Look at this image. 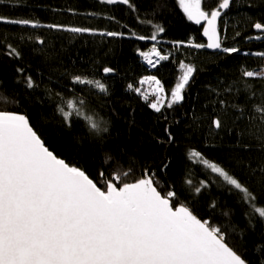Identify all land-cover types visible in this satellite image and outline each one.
Returning <instances> with one entry per match:
<instances>
[{"label":"trees","instance_id":"obj_1","mask_svg":"<svg viewBox=\"0 0 264 264\" xmlns=\"http://www.w3.org/2000/svg\"><path fill=\"white\" fill-rule=\"evenodd\" d=\"M131 5L101 0H0V16L41 25L0 22V94L6 98L0 101V110L27 116L52 151L83 169L99 186L104 183L101 172L108 179L129 172L126 182L143 178L146 172L154 175L162 194L176 192L177 205H186L198 218L221 228L226 242L247 264H264V219L254 213L244 193L189 159L193 150L202 153L247 187L257 207H264L260 171L264 149L254 138L261 134L260 113L254 109L264 104V78L243 75L245 70H264V57L255 55L264 52V38L255 37L264 35L253 27L256 22L264 24V0H234L224 15L222 47L241 50L234 54L192 47L206 42L178 0H131ZM216 5L217 0L202 3L204 10ZM50 24L93 32L46 27ZM158 27L164 31L158 32ZM106 32L123 35L100 34ZM153 35L155 41L150 39ZM153 45L170 56L155 72L142 64L140 55ZM12 49L20 55H9ZM181 64L193 66L195 72L184 99L169 108L171 92L183 74ZM106 67L114 71L105 73ZM29 76L36 85L31 89L25 83ZM75 76L99 80L108 92L77 84ZM151 76L160 81L166 97V107L157 113L135 91L145 93L140 81ZM69 100L102 126L106 122L107 132L94 134L75 116L70 124L65 122L58 108L68 110ZM216 118L224 122L223 129L213 127ZM168 132L172 143L167 142Z\"/></svg>","mask_w":264,"mask_h":264},{"label":"snow or ice","instance_id":"obj_2","mask_svg":"<svg viewBox=\"0 0 264 264\" xmlns=\"http://www.w3.org/2000/svg\"><path fill=\"white\" fill-rule=\"evenodd\" d=\"M103 2L132 7L131 0ZM178 3L189 20L196 24L205 23L207 45L193 43L192 47L219 49L227 54L241 51L236 47H222L221 40L222 16L234 0H217L216 7L209 10L202 7L207 0H178ZM0 22L31 25L33 28L41 26L28 19H7L3 16H0ZM46 27L73 33L93 32L87 28H65L57 24ZM253 27L264 32L262 23L256 22ZM157 31L163 32L164 29L158 27ZM100 34L112 37L123 35L118 32ZM137 38L145 39L144 36ZM262 38L255 37L258 40ZM150 39L155 41L156 36ZM9 55L18 57L20 53L12 49ZM140 55L152 67L169 58L161 55L155 45L149 52H141ZM255 55L264 57V52ZM180 67L183 74L171 92V101L167 104L169 108L184 99V90L195 72L191 65L181 64ZM103 71L112 73L114 69L106 67ZM243 75L264 78V71L245 70ZM73 80L100 92H108L106 85L99 80L81 76H75ZM149 82L155 86L151 95L158 97L150 102V107L160 112L164 106V88L155 76L145 77L140 84ZM25 83L30 89L36 87L30 76ZM135 91L146 101L149 100V95L139 88ZM0 101H6L3 94H0ZM79 104L82 106L83 101ZM66 108L68 110L58 108L65 122L70 124L75 116L82 118L94 134L107 132L106 122L102 126L92 116L86 115L76 101H67ZM254 110L260 113L261 121V134L254 138L261 142L260 147L264 149V104L255 106ZM239 111L243 117V109ZM212 125L215 129L225 127L220 118L214 119ZM172 141L168 132L167 142ZM244 147L251 145L245 144ZM189 159L239 189L254 213L264 219V207L255 205V196L238 179L198 151H191ZM260 171L264 173V167ZM128 175L129 172H122L108 179L101 172L99 176L104 183L99 186L98 181L83 169L67 163L52 151L27 116L0 110V264H247L226 242L221 228L198 218L186 205H177L176 192L162 194L154 175L146 172L143 178L126 182ZM188 183L191 184V180ZM196 191L199 192L200 188Z\"/></svg>","mask_w":264,"mask_h":264},{"label":"water","instance_id":"obj_3","mask_svg":"<svg viewBox=\"0 0 264 264\" xmlns=\"http://www.w3.org/2000/svg\"><path fill=\"white\" fill-rule=\"evenodd\" d=\"M230 7H231V6H230ZM230 9H231V8L225 10V14H224V15H226V13H228V12L230 11ZM224 15L222 16V20H223ZM190 21H191V23H192L193 25H195L196 27H198V28H200V29L202 30V39H203V41L206 42V45H207V43H208V38L204 35V27H205V23L202 22L201 24H196L194 21H192V20H190ZM220 31H221V29H220ZM256 33H257V34H260V35H264V32H260V31H258V30H256ZM221 40H222V33H221ZM222 44H223V40H222ZM206 49H207V51H209V52H211V53H213V54H217L218 52H221V50H219V49H212V48H208V47H206Z\"/></svg>","mask_w":264,"mask_h":264},{"label":"built area","instance_id":"obj_4","mask_svg":"<svg viewBox=\"0 0 264 264\" xmlns=\"http://www.w3.org/2000/svg\"><path fill=\"white\" fill-rule=\"evenodd\" d=\"M168 57H169V56H168ZM155 59H156V57L153 56V60H154V61H155ZM141 62H142L143 65H146L147 68H148L151 72H155V70H157V68L160 67V64H157L156 67H152L150 64L147 63V61H146L143 57L141 58ZM160 62H161V61H160ZM260 71H264V70H260ZM258 72H259V71H258ZM258 78H259V77H258ZM151 84H152L151 82L146 84V86H148L149 90H150V88H151V86H150ZM143 88H144V87H143ZM151 92H152V91H151ZM151 92L149 93V91H148V92H145V93H146V94L149 93V94H148V95H149V100H148V101H149V102H154L156 99H158V97H156V96H152V95H151ZM162 103H163V105H165V99L162 100ZM164 107H165V106H163V107L161 108V111L164 109Z\"/></svg>","mask_w":264,"mask_h":264},{"label":"rangeland","instance_id":"obj_5","mask_svg":"<svg viewBox=\"0 0 264 264\" xmlns=\"http://www.w3.org/2000/svg\"><path fill=\"white\" fill-rule=\"evenodd\" d=\"M96 1H98V0H96ZM101 1H103V0H101ZM223 45V44H222ZM161 52V51H160ZM161 55H167V56H169L168 54H165V53H161ZM169 58H170V56H169ZM168 58V59H169ZM165 61H167V60H162L159 64L161 65L163 62H165ZM146 66V65H145ZM147 67V66H146ZM149 70V69H148ZM150 71V70H149ZM150 83V82H149ZM147 84V83H146ZM146 84H144V85H141V86H143L144 87V90L146 91V92H148L149 91V93L153 90V88L155 87L153 84H151L150 86H151V88H150V90H149V88H148V86H146ZM148 93V94H149ZM146 94V93H145ZM165 96V95H164ZM165 99V104H166V97L164 98ZM148 103H149V105H150V102L148 101ZM165 106V105H164ZM166 107V106H165ZM164 107V108H165ZM153 111H155L154 109H152ZM163 111V110H162ZM156 112V111H155ZM161 112V111H160ZM157 113V112H156Z\"/></svg>","mask_w":264,"mask_h":264}]
</instances>
